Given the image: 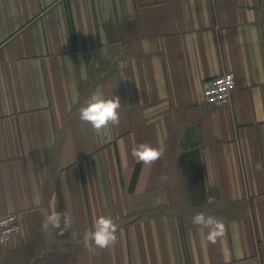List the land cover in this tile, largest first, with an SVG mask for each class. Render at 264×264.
<instances>
[{"label":"crops","instance_id":"obj_1","mask_svg":"<svg viewBox=\"0 0 264 264\" xmlns=\"http://www.w3.org/2000/svg\"><path fill=\"white\" fill-rule=\"evenodd\" d=\"M227 71L231 102L208 107ZM94 92L121 101L102 135L79 119ZM140 143L163 156L138 162ZM258 163L264 0H0V216L21 225L0 264H264ZM54 212L62 234L41 230ZM200 212L224 222L217 243ZM100 216L117 241L89 250Z\"/></svg>","mask_w":264,"mask_h":264},{"label":"clouds","instance_id":"obj_2","mask_svg":"<svg viewBox=\"0 0 264 264\" xmlns=\"http://www.w3.org/2000/svg\"><path fill=\"white\" fill-rule=\"evenodd\" d=\"M121 101L118 96L105 98L102 93L94 92L90 95L86 104L79 109V119L83 124L91 126L94 134L102 135L110 126H118L120 123L119 109ZM132 157L145 165H152L163 156V150L153 147L148 143H140L131 151ZM258 171L264 170L261 164L256 165ZM166 180L167 177H164ZM209 203H214V198L209 197ZM192 223L207 230L206 240L210 244L217 243L225 233V224L222 220L213 216H206L203 212L197 213L192 218ZM8 223L7 221L3 222ZM3 226V224H0ZM71 226V216L67 213L54 212L42 222L41 230L47 231L50 227L58 229L62 234ZM118 227L110 216H100L94 221L92 230L83 234V245L89 250L105 249L114 245L117 241Z\"/></svg>","mask_w":264,"mask_h":264},{"label":"built area","instance_id":"obj_3","mask_svg":"<svg viewBox=\"0 0 264 264\" xmlns=\"http://www.w3.org/2000/svg\"><path fill=\"white\" fill-rule=\"evenodd\" d=\"M237 87L235 74L224 72L214 77L204 87V104L208 107L227 105L231 102L234 90ZM8 223L4 224L3 222ZM0 246L6 244L21 228L19 215L10 213L0 216Z\"/></svg>","mask_w":264,"mask_h":264}]
</instances>
